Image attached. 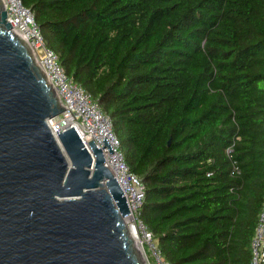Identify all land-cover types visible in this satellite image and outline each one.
Returning <instances> with one entry per match:
<instances>
[{
  "label": "trees",
  "instance_id": "trees-1",
  "mask_svg": "<svg viewBox=\"0 0 264 264\" xmlns=\"http://www.w3.org/2000/svg\"><path fill=\"white\" fill-rule=\"evenodd\" d=\"M108 114L165 264H250L264 204V0H21Z\"/></svg>",
  "mask_w": 264,
  "mask_h": 264
},
{
  "label": "water",
  "instance_id": "water-1",
  "mask_svg": "<svg viewBox=\"0 0 264 264\" xmlns=\"http://www.w3.org/2000/svg\"><path fill=\"white\" fill-rule=\"evenodd\" d=\"M0 0V264H145L129 236L104 136L84 147Z\"/></svg>",
  "mask_w": 264,
  "mask_h": 264
},
{
  "label": "built area",
  "instance_id": "built-area-1",
  "mask_svg": "<svg viewBox=\"0 0 264 264\" xmlns=\"http://www.w3.org/2000/svg\"><path fill=\"white\" fill-rule=\"evenodd\" d=\"M2 3L11 30L26 42L35 63L42 70L63 106V111L48 121L53 120L58 123L57 132L66 127H73L92 160L94 155L86 140L91 138L94 146L99 149L103 145L102 138L106 137L112 152L108 151L107 146H103L101 152L104 165L110 170L121 188L128 207L129 214L123 219L125 218L127 227H135L142 240L150 244L157 264H165L159 257V250L151 241L150 232L139 219V209L145 193L144 185L141 179L129 170L124 160L111 118L101 111L96 100L66 75L59 63L58 55L46 45L31 10L25 7L21 0H2ZM56 130H52L55 136L57 135ZM250 247V264H264V204L257 216Z\"/></svg>",
  "mask_w": 264,
  "mask_h": 264
},
{
  "label": "rangeland",
  "instance_id": "rangeland-1",
  "mask_svg": "<svg viewBox=\"0 0 264 264\" xmlns=\"http://www.w3.org/2000/svg\"><path fill=\"white\" fill-rule=\"evenodd\" d=\"M53 123H56L53 121ZM137 239L142 242L144 252H142L141 259L145 264H157L156 262V256L153 253V249L151 248L150 244L145 241L144 239L142 240L140 233L137 232ZM140 244V242H138Z\"/></svg>",
  "mask_w": 264,
  "mask_h": 264
},
{
  "label": "bare ground",
  "instance_id": "bare-ground-1",
  "mask_svg": "<svg viewBox=\"0 0 264 264\" xmlns=\"http://www.w3.org/2000/svg\"><path fill=\"white\" fill-rule=\"evenodd\" d=\"M48 124H49V126H50V128L52 130H56V128L58 126V123L57 122L56 123H53V120L48 121ZM127 229H128L129 236L133 239V241H134V243L136 245V248H137L139 254H141L142 252H144V248H143V245H142L141 241H139L137 239V231H136V228L130 226V227H127ZM138 242H140V244Z\"/></svg>",
  "mask_w": 264,
  "mask_h": 264
}]
</instances>
